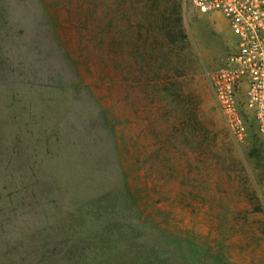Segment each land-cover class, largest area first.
<instances>
[{
    "label": "rangeland",
    "instance_id": "374dc122",
    "mask_svg": "<svg viewBox=\"0 0 264 264\" xmlns=\"http://www.w3.org/2000/svg\"><path fill=\"white\" fill-rule=\"evenodd\" d=\"M2 2L0 264L43 263L72 219L63 186L90 205L135 202L180 243L172 264H264V139L232 142L204 76L235 50L225 18L184 0H89V51L70 57L51 22L74 37L77 0ZM63 247L48 250L76 264Z\"/></svg>",
    "mask_w": 264,
    "mask_h": 264
},
{
    "label": "trees",
    "instance_id": "16d2710c",
    "mask_svg": "<svg viewBox=\"0 0 264 264\" xmlns=\"http://www.w3.org/2000/svg\"><path fill=\"white\" fill-rule=\"evenodd\" d=\"M88 1L77 0L74 8L73 5L68 6L72 7L73 11H69L71 26L67 29L75 31L74 37L72 35L61 37L56 24L51 22L56 42L66 56L69 54L71 57L74 48H79V54L81 52L86 54V51H89L91 30ZM61 3V5L64 3L63 7H67L65 2ZM4 5L0 0V7ZM179 7V3L174 2V10L178 11ZM8 22L9 20L3 16L0 25L4 27ZM11 47L12 49H7L8 52L19 53L15 44ZM63 188L62 190L67 193L62 215L67 214L66 221L72 219L64 225L62 223L61 228H55L52 235L48 236L49 240L43 241L44 261L39 262L43 259L39 258L37 264H57L54 259L60 256L61 251L54 254L53 251L49 252L48 248L61 244L64 245V256L67 255L69 258L72 256L76 264H172V260H175L174 250L178 251L175 245L180 247V243L174 245V240L158 224L145 222L135 202L128 206L120 193H116L117 197L107 202L96 197L94 200L96 203L90 205L88 200L80 197L82 193L80 187L63 186ZM84 212H88L86 216L83 215ZM84 235L88 236L89 240ZM131 247L138 255L133 262L126 261L122 257ZM177 255L180 257L179 253Z\"/></svg>",
    "mask_w": 264,
    "mask_h": 264
},
{
    "label": "built area",
    "instance_id": "2783aa9c",
    "mask_svg": "<svg viewBox=\"0 0 264 264\" xmlns=\"http://www.w3.org/2000/svg\"><path fill=\"white\" fill-rule=\"evenodd\" d=\"M200 13H219L235 37V50L204 76L235 145L264 139V0H184ZM264 208V202H263Z\"/></svg>",
    "mask_w": 264,
    "mask_h": 264
}]
</instances>
